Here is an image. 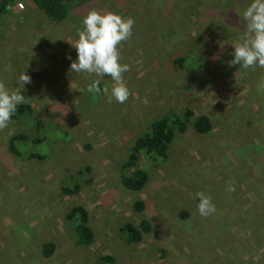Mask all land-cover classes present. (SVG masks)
Wrapping results in <instances>:
<instances>
[{
  "label": "rangeland",
  "instance_id": "374dc122",
  "mask_svg": "<svg viewBox=\"0 0 264 264\" xmlns=\"http://www.w3.org/2000/svg\"><path fill=\"white\" fill-rule=\"evenodd\" d=\"M25 2L13 0L0 17V81L32 108L0 131V264H99L105 254L114 264H264V68L227 64L252 0H91L57 25ZM90 10L135 21L120 45V62L131 68L123 104L102 92L94 98L86 89L97 77L70 70ZM23 72L31 83L22 86ZM104 86L111 90L109 76ZM185 109L209 116L210 132L188 124L165 160L141 157L148 180L140 191L123 188L118 168L132 142L151 121ZM18 133L42 137L32 150L44 157L13 156L8 142ZM72 177L77 192L62 194ZM198 192L211 197L214 214L199 215ZM135 201L143 211L133 210ZM74 205L87 212L88 246L76 244L64 219ZM141 220L149 232L125 243L122 224ZM46 242L55 247L49 259L42 257Z\"/></svg>",
  "mask_w": 264,
  "mask_h": 264
},
{
  "label": "trees",
  "instance_id": "16d2710c",
  "mask_svg": "<svg viewBox=\"0 0 264 264\" xmlns=\"http://www.w3.org/2000/svg\"><path fill=\"white\" fill-rule=\"evenodd\" d=\"M91 0H26V5L36 8L50 25H57L65 19L67 14L71 11H77L84 8ZM13 0H0V17L8 11V7ZM181 59L174 60V64L180 66ZM91 83V82H89ZM32 108L29 104L23 103L17 106L16 113L13 115L11 122H20L23 118L31 116ZM194 113L185 109L182 114L169 112L163 116L151 121L145 132L139 135L131 144L125 161H123L119 168V182L120 185L128 191L138 192L146 184L148 174L140 165L141 157L147 162H160L165 160L170 143L173 141L175 134H181L186 130L189 124L192 129L199 134H206L211 130V122L209 116L201 114L193 117ZM35 130L42 127L41 122L33 119L32 123ZM42 137H28L22 133L12 136L8 142L9 152L18 158L40 160L44 157V152L32 150V146L42 143ZM18 143V146H17ZM29 144V150L26 154L21 152L26 149L25 146ZM85 170L78 171L81 175L87 172ZM75 177L63 182L60 186V191L64 195H72L77 192L78 185ZM73 180V181H72ZM132 208L136 212L144 210L142 201H135ZM64 219L73 226L76 244L79 246H88L93 242V232L88 224V215L86 210L80 205H74L68 209ZM122 233L121 239L127 243H138L142 236L149 232V224L146 220H141L137 226L125 222L120 227ZM54 245L52 243H43L42 257L49 259L54 252ZM99 264H114L113 258L110 255H102L98 260Z\"/></svg>",
  "mask_w": 264,
  "mask_h": 264
},
{
  "label": "clouds",
  "instance_id": "9594fccd",
  "mask_svg": "<svg viewBox=\"0 0 264 264\" xmlns=\"http://www.w3.org/2000/svg\"><path fill=\"white\" fill-rule=\"evenodd\" d=\"M242 20L245 24V35L233 46V59L227 64L229 67L239 65L244 69L264 68V0H252L243 12ZM134 24L135 21L131 17L124 18L112 12L101 14L96 10H90L83 19V28L78 32V40L72 45L76 50L77 59L70 64V70L97 77L86 89L94 98L102 92L109 102L114 99L123 104L131 95L124 83V73L129 72L131 68L130 65L120 62V45L131 38ZM6 70H11V65ZM104 76H109L113 81L111 90L107 86L101 89L100 84ZM19 79L22 86L31 83V77L25 72L21 73ZM25 101L26 98L20 91L10 92L0 81V131L8 127L17 106ZM226 191L233 192L235 189L228 186ZM196 196L199 200L197 210L200 216L206 218L216 212L211 197L203 192H198Z\"/></svg>",
  "mask_w": 264,
  "mask_h": 264
},
{
  "label": "built area",
  "instance_id": "2783aa9c",
  "mask_svg": "<svg viewBox=\"0 0 264 264\" xmlns=\"http://www.w3.org/2000/svg\"><path fill=\"white\" fill-rule=\"evenodd\" d=\"M22 9H23L22 4L21 3H17L16 4V11L22 10Z\"/></svg>",
  "mask_w": 264,
  "mask_h": 264
}]
</instances>
